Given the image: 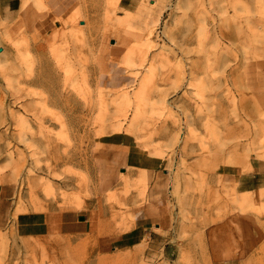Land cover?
Here are the masks:
<instances>
[{
  "label": "rangeland",
  "instance_id": "obj_1",
  "mask_svg": "<svg viewBox=\"0 0 264 264\" xmlns=\"http://www.w3.org/2000/svg\"><path fill=\"white\" fill-rule=\"evenodd\" d=\"M57 1L0 14V264H264V0Z\"/></svg>",
  "mask_w": 264,
  "mask_h": 264
},
{
  "label": "crops",
  "instance_id": "obj_2",
  "mask_svg": "<svg viewBox=\"0 0 264 264\" xmlns=\"http://www.w3.org/2000/svg\"><path fill=\"white\" fill-rule=\"evenodd\" d=\"M48 8L38 9L33 1H28L24 7L21 6V0H0V14L3 21L7 24L17 23L23 30L28 32L37 30H49L52 25H56L54 15L57 14V0H43ZM111 144H125L122 140H116L120 136L110 134ZM109 145V144H108ZM131 152L126 159V164H132ZM254 176L251 174H243L238 178L237 185L241 186L243 191L253 189L251 185ZM110 183L106 178H103V185ZM10 193L7 188L0 186V226L8 223L10 218V208L4 205V200L8 199ZM46 212H20L16 215L17 230L22 234H38L41 232L58 231L61 233L78 234L86 231V219H81L80 215L73 214L72 210L60 212L56 216L46 218ZM44 217V218H43Z\"/></svg>",
  "mask_w": 264,
  "mask_h": 264
},
{
  "label": "bare ground",
  "instance_id": "obj_3",
  "mask_svg": "<svg viewBox=\"0 0 264 264\" xmlns=\"http://www.w3.org/2000/svg\"><path fill=\"white\" fill-rule=\"evenodd\" d=\"M65 184V182H63ZM72 208H75V207H72Z\"/></svg>",
  "mask_w": 264,
  "mask_h": 264
},
{
  "label": "water",
  "instance_id": "obj_4",
  "mask_svg": "<svg viewBox=\"0 0 264 264\" xmlns=\"http://www.w3.org/2000/svg\"><path fill=\"white\" fill-rule=\"evenodd\" d=\"M80 218H81V219H83V217H82V216H81Z\"/></svg>",
  "mask_w": 264,
  "mask_h": 264
}]
</instances>
